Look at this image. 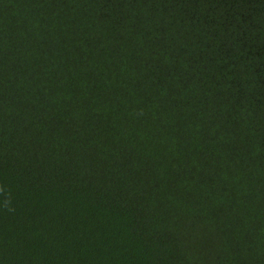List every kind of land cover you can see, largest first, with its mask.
I'll return each instance as SVG.
<instances>
[{"label":"trees","instance_id":"trees-1","mask_svg":"<svg viewBox=\"0 0 264 264\" xmlns=\"http://www.w3.org/2000/svg\"><path fill=\"white\" fill-rule=\"evenodd\" d=\"M3 189L0 264H264V0H0Z\"/></svg>","mask_w":264,"mask_h":264},{"label":"clouds","instance_id":"clouds-1","mask_svg":"<svg viewBox=\"0 0 264 264\" xmlns=\"http://www.w3.org/2000/svg\"><path fill=\"white\" fill-rule=\"evenodd\" d=\"M5 191V189H3L2 190V192H0V193H3ZM10 203H9V201L8 200H5L4 201V206H5V208H8V205H9Z\"/></svg>","mask_w":264,"mask_h":264}]
</instances>
